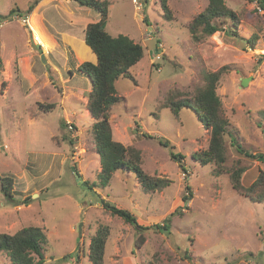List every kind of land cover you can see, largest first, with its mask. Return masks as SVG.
Masks as SVG:
<instances>
[{
	"label": "rangeland",
	"instance_id": "rangeland-1",
	"mask_svg": "<svg viewBox=\"0 0 264 264\" xmlns=\"http://www.w3.org/2000/svg\"><path fill=\"white\" fill-rule=\"evenodd\" d=\"M35 1L38 6L40 0H0V14H28L44 42L51 45L38 26H47L56 40L44 51L21 20L7 19L0 27V179L12 177L14 190L13 198H7L0 180V233L44 227L43 264H92L89 242L99 225L109 229L104 264H264V201L238 194L230 177L242 168L240 181L249 184L257 168L264 170V161L238 157L226 133L223 170L216 172L214 163L200 164L192 154L207 148L209 129L191 109L174 114L165 106L171 93L191 95L204 85L205 72L226 66L216 93L228 129L244 150L264 153V9L255 1L225 0L235 22L217 20L220 30L194 39L187 24L206 0H164L167 12L160 0H145L140 9L132 0H99L108 3L105 30L144 47L142 58L130 68L132 79L115 82L120 99L109 121L114 139L141 151L147 174L169 179L165 187L146 190L127 170L115 171L106 186L99 185L92 120L75 97L77 88H90V81L74 67L78 58L59 33H67L73 21L81 23L72 29L83 38L82 25L94 22L99 12L75 0H46L30 14ZM148 28L154 32L147 33ZM156 38L162 49L155 48ZM45 52L51 64L46 58L42 62ZM47 103L51 106L44 108ZM67 119L72 129L64 125ZM163 141L183 155L185 172ZM189 192L184 203L182 196ZM99 197L128 209L146 226L169 217V229L144 230L138 243V231L104 210ZM178 207L181 214L170 215ZM0 264H10L4 252Z\"/></svg>",
	"mask_w": 264,
	"mask_h": 264
},
{
	"label": "trees",
	"instance_id": "trees-1",
	"mask_svg": "<svg viewBox=\"0 0 264 264\" xmlns=\"http://www.w3.org/2000/svg\"><path fill=\"white\" fill-rule=\"evenodd\" d=\"M80 5L92 7L99 12L97 21L87 23L84 28V41L96 57L95 62L83 61L78 66V70L85 73L90 81V90L86 93V108L90 117L91 133L96 153L99 156L100 170L97 174L98 183L106 186L117 170H127L133 172L140 181L142 187L146 190H154L165 187L169 183L168 178L155 177L147 174L141 167V151L132 145H124L113 138L111 123L109 121L110 111L116 104L120 96L117 94L115 82L119 77L132 79L130 68L135 65L143 56L144 47L125 34L110 35L106 30L108 16V3L99 0H75ZM164 11H168L164 0H160ZM207 4L202 11L197 13L187 24L188 30L194 39H200L198 33L202 36L211 35L221 29L217 26V20L229 18L235 22L236 14L232 8L228 7L225 0H206ZM255 1L264 9V0ZM36 5V1L30 5L28 11ZM13 10L3 15L1 18H8ZM28 15V14H26ZM200 28V31H199ZM230 27L229 30L230 31ZM154 32V31H152ZM160 40L156 38L155 48L158 50L157 43ZM253 44V42H251ZM163 48V47H162ZM227 70L226 66H221L217 70L204 73V85L199 87L193 94L184 95L180 92H174L167 96L165 106L174 114L183 108L191 109L201 122L203 127L209 129V141L207 148L202 151H196L192 157L200 164L214 163L217 166L216 172L223 170L225 162L224 135L227 133L235 154L238 157H244L250 160L264 161V153L250 152L244 150L242 146L235 141V138L229 131V120L225 117L221 100L216 93L217 82L223 72ZM2 71V61L0 58V75ZM2 84L5 81L1 82ZM44 108L51 104H43ZM67 127L68 124L63 121ZM74 127V126H73ZM235 141V142H234ZM164 145H169L170 157L178 162L181 170L185 172L186 168L181 161L183 155L172 151L173 145L168 141H163ZM69 144L73 141L69 139ZM242 168L235 169L230 177L232 188L251 201H264V170L257 168L254 179L249 184L241 183L240 177ZM1 191L7 198H13V178L10 176L1 177ZM87 183V182H83ZM89 187V186H88ZM185 188L189 190L186 184ZM30 196L27 197V199ZM191 197V192L182 196V201L186 203ZM24 200L23 202H25ZM100 205L104 210L112 215H118L124 222L133 226L138 231V243L143 241V232L147 229L156 231H166L169 229V217H165L161 222L150 225H143L137 221L136 216L128 209L122 208L109 202L103 197H99ZM181 214V208H175L170 215ZM106 225H99L89 242L88 258L92 264H104V249L107 236L109 234ZM46 240L44 227L41 226H23L12 234L0 233V252H4L10 264H43L42 243ZM36 256V257H35ZM185 256L190 258L185 252Z\"/></svg>",
	"mask_w": 264,
	"mask_h": 264
},
{
	"label": "crops",
	"instance_id": "crops-1",
	"mask_svg": "<svg viewBox=\"0 0 264 264\" xmlns=\"http://www.w3.org/2000/svg\"><path fill=\"white\" fill-rule=\"evenodd\" d=\"M44 1H46V0H40L38 2V6L36 5L35 8L39 9L41 3L44 2ZM66 1H68V0H66ZM35 13H36V11H35ZM30 14H33V12H30ZM97 20H98V18L94 19V21H97ZM87 23L82 25L83 38H82L81 31L78 33V31L75 28L72 29V26H79V25H81V23H74L73 21L71 22V24H69L70 27L66 30V31H68L67 33L63 34V31L59 33L60 37L62 38V41H64L65 44H67V46H70L71 47V51L77 56L78 60L75 61V64H74V67L76 65L77 68L81 64V62H83V61H91V62H95L96 61V57H95L94 53L91 51V49L86 45V43L84 41V28H85ZM38 29H41L42 32H44L48 36V39L51 42V45H50L49 42L45 41V43L47 44L48 48L53 47L54 44H56V40H55V38H53L52 33H48L46 31L49 28L47 26H44L42 28H40V26H38ZM42 55H44V60H45L46 52L44 54H42ZM47 61H49L50 64L52 63L49 59H47ZM50 68L53 70V68H55V67H53V65H52ZM57 71L58 70L56 69L55 72H57ZM47 80H49V79H47ZM89 90H90V88L86 89V91L83 92L81 89L77 88L76 91L78 92V95L75 96L77 98V101L80 102V105L84 107L86 115H89V111L85 107L86 106V102H87L86 93ZM60 94L63 95L64 91L61 90ZM62 97H64V96H62ZM61 102H62V98H61ZM62 116L65 117L66 114L63 112ZM91 120L93 122L92 118H91Z\"/></svg>",
	"mask_w": 264,
	"mask_h": 264
},
{
	"label": "built area",
	"instance_id": "built-area-1",
	"mask_svg": "<svg viewBox=\"0 0 264 264\" xmlns=\"http://www.w3.org/2000/svg\"><path fill=\"white\" fill-rule=\"evenodd\" d=\"M133 1V4H135V5H138V9H140V7H142L143 6V4L145 3V0H132ZM257 4V3H256ZM29 18H30V15H24V16H20V15H17V14H15V13H13V14H11L8 18H1L0 19V27L1 26H3L6 22H7V19H17V20H21V22L23 23V24H27L28 26H29V29H30V31H31V39H32V41H33V43L37 46V47H39V48H41L42 50H44V51H47V45L45 44V42L43 41V39H42V37H41V35L38 33V32H35L34 30H33V28H32V26L30 25V22H29ZM152 31H154L153 29H151V28H148L147 29V33H151ZM150 37V36H149ZM158 49H162V47H163V45H162V43L161 42H159V43H157V46H156ZM155 58L156 59H158V58H160V54L157 52L156 53V55H155ZM67 122V124H68V128L69 129H72L73 128V124H72V122L69 120V119H67L66 120Z\"/></svg>",
	"mask_w": 264,
	"mask_h": 264
},
{
	"label": "water",
	"instance_id": "water-1",
	"mask_svg": "<svg viewBox=\"0 0 264 264\" xmlns=\"http://www.w3.org/2000/svg\"><path fill=\"white\" fill-rule=\"evenodd\" d=\"M41 60H42L43 63L45 62V60H44V55H42V54H41ZM246 82H247V79H246V78H243V79L241 80V85H245ZM72 170H74V167H72ZM75 175H76V177H77V173H76V172H75ZM77 182H79L78 178H77ZM80 234H81V231H80V229H79V235H80Z\"/></svg>",
	"mask_w": 264,
	"mask_h": 264
}]
</instances>
